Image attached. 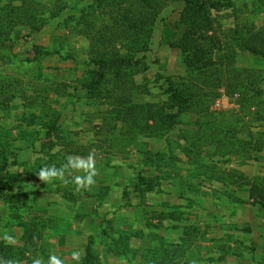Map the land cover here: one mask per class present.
<instances>
[{"label": "rangeland", "instance_id": "374dc122", "mask_svg": "<svg viewBox=\"0 0 264 264\" xmlns=\"http://www.w3.org/2000/svg\"><path fill=\"white\" fill-rule=\"evenodd\" d=\"M41 2H56L57 15L36 31L16 26L0 46V260L48 264L56 255L64 264H264V207L253 202L248 184L254 177L264 181V0H196L217 7L211 11L215 38L233 45L231 72L249 70L254 88L230 89L235 81L213 87L208 110L178 114L166 139L152 135L165 127L159 122L168 112L160 110L168 102L164 77L183 76L184 66L155 37L162 38L166 21L178 19L185 3L169 1L159 11L144 54L147 68L128 69L122 77L118 91L131 99L118 101L122 108L100 94L110 83L95 95L83 87L91 41L71 17L85 2ZM254 30L260 33L252 40ZM233 36L251 49L238 51ZM35 46L50 53L36 54ZM223 95V107H215ZM133 104L142 106L129 117ZM136 121L151 125V136L134 127ZM44 124L58 126L53 136L44 137ZM238 140L250 145L248 154ZM145 150L170 158L145 162ZM90 153L96 175L86 188L73 179L86 176L83 170H66L68 183L38 178L42 167L60 168L69 155L86 160ZM194 157L203 168L190 165ZM6 235L12 239L6 242Z\"/></svg>", "mask_w": 264, "mask_h": 264}, {"label": "trees", "instance_id": "16d2710c", "mask_svg": "<svg viewBox=\"0 0 264 264\" xmlns=\"http://www.w3.org/2000/svg\"><path fill=\"white\" fill-rule=\"evenodd\" d=\"M85 6L77 8V16H72L75 27H81L80 32L86 34L91 41L90 51L88 52V64L91 66L87 72V80L83 81L84 89L93 92L97 89H105L107 83H110L111 89L100 92L107 99H114L115 106H124L118 104V101L125 100L129 96L118 91L124 86L122 77L128 69H135L136 73L145 70L144 54L149 51L151 39L153 36L154 25L157 20L159 11L166 7L169 1L179 0H83ZM87 1V2H86ZM184 8L180 12V21L184 24L185 29L181 37L170 42V46L177 48L181 53L182 64L184 66V75H173L164 77L166 86L164 91L168 94V102L160 108L162 111L168 109L163 114V119L159 122L165 123V127H155L151 131V125L145 122L136 121L134 127H143L147 136L155 138H167L171 132V128L176 122L178 114L183 112L203 113L208 110L206 98H212L214 88L223 82L235 81L229 88L239 90L241 92H250L253 90L254 79L251 72L246 68H240V72L233 74L231 68L234 65L235 49L233 45L226 40H218L214 35V22L212 18V10H217L214 4H201L196 0H181ZM199 1V0H197ZM55 6L48 7L41 0H0V46L10 40V35L18 25L27 26L33 30H39L54 18L57 14L54 11ZM38 10V11H37ZM40 10V11H39ZM101 16L102 22L96 24L95 18ZM106 17V19H104ZM73 23V25H74ZM260 30L250 32V39L254 40ZM243 35L247 31L242 32ZM238 36H233L232 41L238 51L250 50L248 42L243 39L237 42ZM244 42V43H243ZM224 49L225 59L216 61L213 58L214 51ZM256 50L252 51L255 53ZM36 54H48L47 50H42L39 46H35ZM143 56H138L139 54ZM264 54V51L263 53ZM158 61V60H157ZM156 60L153 62L156 63ZM115 77L114 81H110V77ZM129 76V75H128ZM251 82V83H250ZM209 89L202 95L204 89ZM259 90V89H258ZM100 91V90H99ZM117 91V93H116ZM114 93V94H112ZM131 99L129 100V102ZM131 104V103H130ZM29 105H33L29 102ZM149 105L148 103L145 104ZM142 106V105H139ZM138 105H131L129 109V117L135 116L138 112L133 108ZM144 106V105H143ZM124 112V110H120ZM203 111V112H202ZM144 114L154 117L150 110H144ZM35 117V115H32ZM146 118V119H148ZM138 118L136 117L135 120ZM158 122V121H157ZM53 123L54 120H53ZM204 122H199V128ZM47 130L44 137L53 136L55 130L58 129L56 124H44ZM224 129V128H222ZM170 130V131H169ZM234 137V138H233ZM221 139L222 136H219ZM232 138L236 140L235 135ZM214 135L212 143L218 145ZM237 146L244 148L246 154L250 149V145L243 140H238ZM241 144V145H240ZM193 149L195 146H188ZM194 151V150H193ZM1 155L4 154L0 152ZM13 155V150H10ZM143 160L149 161L161 158L167 160L170 157L164 153H154L148 150L141 151ZM159 157V158H158ZM205 157V156H204ZM245 157V156H241ZM174 160V159H172ZM190 165H194L198 170L204 167L199 157L190 159ZM7 160H5L2 169H6ZM155 168L156 164H152ZM194 168V169H195ZM193 170V169H192ZM196 170V169H195ZM250 196L253 202L264 207V181L259 177L249 180ZM257 197V198H256ZM91 251L87 247L85 261L89 262Z\"/></svg>", "mask_w": 264, "mask_h": 264}, {"label": "clouds", "instance_id": "9594fccd", "mask_svg": "<svg viewBox=\"0 0 264 264\" xmlns=\"http://www.w3.org/2000/svg\"><path fill=\"white\" fill-rule=\"evenodd\" d=\"M67 160L68 164L60 168H57L55 165L42 167L37 174L38 178L44 182H50L52 179H60L64 183H68V180L65 178V172L69 169H75L78 171L83 170L87 173L86 176H75L73 178L78 188H86L94 183L93 177L96 175V170L94 167L93 154L90 153L86 160L79 156L69 155ZM69 175H71V173H69ZM4 239L7 242L10 241L12 237L6 235ZM72 257L73 259H78L79 253L73 252ZM0 264H15V262L12 260H0ZM32 264H43V261L39 258L34 259ZM48 264H64V262L56 255H51Z\"/></svg>", "mask_w": 264, "mask_h": 264}, {"label": "crops", "instance_id": "0c3cea01", "mask_svg": "<svg viewBox=\"0 0 264 264\" xmlns=\"http://www.w3.org/2000/svg\"><path fill=\"white\" fill-rule=\"evenodd\" d=\"M172 25L174 27L173 32L171 31L172 30V28H171ZM163 29L164 30H163L162 38H160V36H158V37H155V40L160 41V43H162V45L165 44L169 50L174 51L172 53H174V55L177 56L179 58V60H180L181 53L179 52V50L177 48H173V47L170 46V42H172V41L176 40L177 38L181 37L183 32H184V29H185L184 24L180 21V12H179V18L176 19L175 21H171V19L167 20L166 24H165V27ZM213 58L216 61H223L225 59V51H224V49L215 50L214 54H213ZM162 59L163 58H161V60H160V62H161L160 65H161V67L167 69L168 67L163 64V60Z\"/></svg>", "mask_w": 264, "mask_h": 264}, {"label": "built area", "instance_id": "2783aa9c", "mask_svg": "<svg viewBox=\"0 0 264 264\" xmlns=\"http://www.w3.org/2000/svg\"><path fill=\"white\" fill-rule=\"evenodd\" d=\"M231 96L234 97L235 99H237L239 97V93L238 92H234ZM226 98H227V96L223 95V97L215 99L214 106L217 107V108L223 107V104H224L223 100L226 99Z\"/></svg>", "mask_w": 264, "mask_h": 264}]
</instances>
